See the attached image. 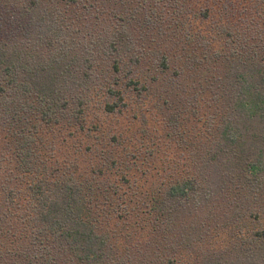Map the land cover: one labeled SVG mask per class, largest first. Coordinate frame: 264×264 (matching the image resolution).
Segmentation results:
<instances>
[{"label": "trees", "instance_id": "16d2710c", "mask_svg": "<svg viewBox=\"0 0 264 264\" xmlns=\"http://www.w3.org/2000/svg\"><path fill=\"white\" fill-rule=\"evenodd\" d=\"M59 13L34 3L0 30V264H133L129 254L118 255L103 229L110 192L100 195L94 181L56 158L54 129L70 118L69 124H77L94 90L106 97V114L120 112L124 97L116 75L130 74L140 55L129 53L131 64H124L127 55L121 53L130 47H121L129 42L122 31L92 41L90 34L72 32ZM245 27L225 34V52L214 51L211 39L199 36L202 56L184 57L185 66L207 81L203 91L218 113L210 119L214 132L202 148L199 180L188 177L148 199L155 232L164 233L165 242L172 215L189 201L210 202L228 190L237 200L264 182V9ZM106 61L112 63L103 65ZM168 61L159 57L160 73L169 69ZM139 84L130 80L125 86L139 90ZM46 131L51 139L44 137ZM205 167L214 172L206 175ZM157 241L148 245L165 247ZM216 261L207 262L223 264Z\"/></svg>", "mask_w": 264, "mask_h": 264}, {"label": "rangeland", "instance_id": "374dc122", "mask_svg": "<svg viewBox=\"0 0 264 264\" xmlns=\"http://www.w3.org/2000/svg\"><path fill=\"white\" fill-rule=\"evenodd\" d=\"M34 3L60 11L72 32L90 34L92 41L122 31L129 42L121 47H130L121 53L127 55L124 64H129V53L140 55L130 74L116 75L124 97L120 112L106 114V97L94 90L77 124H69L70 118L54 129L56 158L94 181L100 195L110 192L112 206L103 229L118 255L129 254L133 264H207L209 259L264 264V182L247 188L237 200L228 190L210 202L189 201L172 215L166 242L164 233L155 232L157 223L147 204L158 189L194 175L199 180L202 148L214 132L210 119L218 108L203 91L207 81L185 66L184 57L202 56L199 36L209 37L214 51L225 52V34L245 31V24L263 11L264 0H0V30ZM161 55L169 60L164 73L157 68ZM130 80L140 81L139 90L125 86ZM44 137L52 135L46 131ZM205 168L206 175L214 172ZM96 203L102 208L103 199ZM157 240L165 247L148 245Z\"/></svg>", "mask_w": 264, "mask_h": 264}]
</instances>
